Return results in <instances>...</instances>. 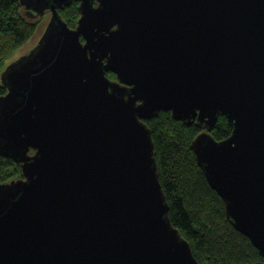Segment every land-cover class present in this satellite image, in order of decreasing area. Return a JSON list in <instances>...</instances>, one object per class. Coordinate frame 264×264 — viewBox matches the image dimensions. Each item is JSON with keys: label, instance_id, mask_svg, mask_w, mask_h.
Instances as JSON below:
<instances>
[{"label": "water", "instance_id": "water-1", "mask_svg": "<svg viewBox=\"0 0 264 264\" xmlns=\"http://www.w3.org/2000/svg\"><path fill=\"white\" fill-rule=\"evenodd\" d=\"M71 1L19 0L50 16L1 73L0 154L21 177L0 183V264H199L168 217L159 111L203 127L196 162L264 258V0H77L69 28Z\"/></svg>", "mask_w": 264, "mask_h": 264}, {"label": "trees", "instance_id": "trees-1", "mask_svg": "<svg viewBox=\"0 0 264 264\" xmlns=\"http://www.w3.org/2000/svg\"><path fill=\"white\" fill-rule=\"evenodd\" d=\"M58 12L69 28L77 26L80 17L77 0ZM41 19L43 14L25 10L19 0H0V74L14 52L32 38ZM106 75L116 79L112 72ZM6 91L0 83V96ZM145 122L154 143L157 174L168 204V217L190 244L199 264L264 262L250 240L229 222L223 200L210 187L196 162L191 143L203 127L196 120L189 123L176 120L170 111H159ZM231 131L227 118L219 113L210 131L212 137L221 141L229 137ZM20 177V164L0 154V183Z\"/></svg>", "mask_w": 264, "mask_h": 264}, {"label": "rangeland", "instance_id": "rangeland-1", "mask_svg": "<svg viewBox=\"0 0 264 264\" xmlns=\"http://www.w3.org/2000/svg\"><path fill=\"white\" fill-rule=\"evenodd\" d=\"M50 13L48 11H45L43 13V19L40 20V23L38 24L37 30L32 36L30 40H28L22 47H20L17 51L14 52V54L7 60L4 69L8 67V65L16 60L17 58L27 55L38 43L41 36L44 33V30L46 28L48 19H49ZM3 69V71H4ZM2 82V75L0 74V83Z\"/></svg>", "mask_w": 264, "mask_h": 264}]
</instances>
